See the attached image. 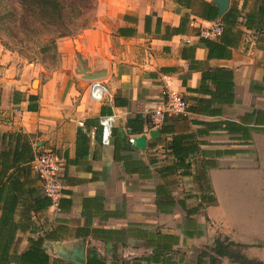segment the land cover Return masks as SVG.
<instances>
[{
	"label": "crops",
	"instance_id": "crops-1",
	"mask_svg": "<svg viewBox=\"0 0 264 264\" xmlns=\"http://www.w3.org/2000/svg\"><path fill=\"white\" fill-rule=\"evenodd\" d=\"M201 1L216 6L215 19L200 16ZM219 1L95 0L92 26L57 39L63 62L40 67L36 88L0 50V157L12 158L9 136L18 134L27 152L62 158L61 195L32 213L38 230L17 233L19 251L40 234L45 251L70 264L73 248H83L85 264L89 250L103 264H237L210 250L222 235L264 262V33L245 25L259 0H225L222 13ZM212 21L221 34L200 35L199 24ZM93 81L105 87L101 100L89 97ZM170 92L184 97L186 113L149 128L143 117ZM107 114L116 122L103 146ZM129 119L144 148L129 142ZM173 138L187 173L165 146ZM29 176L24 189L41 193ZM32 201L19 195L17 219Z\"/></svg>",
	"mask_w": 264,
	"mask_h": 264
},
{
	"label": "trees",
	"instance_id": "trees-1",
	"mask_svg": "<svg viewBox=\"0 0 264 264\" xmlns=\"http://www.w3.org/2000/svg\"><path fill=\"white\" fill-rule=\"evenodd\" d=\"M20 13L21 23L32 33H52L54 36L48 40L49 43L44 44L43 51H47L54 47L56 49V40L60 37L72 36L80 29L87 27L86 15L89 9L94 8V0H17ZM205 9L200 16L207 20H213L217 17V8L213 4L201 1ZM228 13L221 16L224 23L227 21ZM227 21V22H226ZM245 25L253 28L258 33H264V0H259L257 9L245 15ZM222 26V25H221ZM149 128H152L150 116L143 117ZM136 119V118H135ZM141 121V119H140ZM132 119L128 120L129 132L128 140L133 135L134 127ZM10 140L15 139L14 151L12 158L8 154H1L0 157V264H70L56 257L50 256L43 247L44 236L38 234L28 237V247L18 250L20 237L18 232L35 233L37 225L32 216L38 211L46 208L51 202L44 194L38 193L33 188L24 189V181L29 179L30 161L34 157V153L28 151L27 144L20 142V135L10 134ZM10 144V142H9ZM178 156L175 168H183L182 172L187 173L188 164L184 163L185 151L178 144V140L173 138L165 145ZM27 150V151H26ZM25 152V153H24ZM24 160L27 164L19 166V161ZM16 165L12 172L6 177V181L2 182L6 171ZM15 171V172H14ZM22 177V178H21ZM36 177L38 178L37 174ZM32 196V204L27 207L22 217L16 218V209L18 197L21 194ZM213 201V200H212ZM246 246L229 239L227 236L217 235L213 240L210 250L217 256H225L231 262L237 264H264L257 258H249L243 253ZM207 254V252H204ZM217 258L211 255V262ZM102 259L97 258L94 250L87 253L86 264H103ZM124 264V263H122Z\"/></svg>",
	"mask_w": 264,
	"mask_h": 264
},
{
	"label": "rangeland",
	"instance_id": "rangeland-1",
	"mask_svg": "<svg viewBox=\"0 0 264 264\" xmlns=\"http://www.w3.org/2000/svg\"><path fill=\"white\" fill-rule=\"evenodd\" d=\"M95 18L94 0V8L89 9L86 15L87 27L92 26ZM82 30L80 29L78 33ZM53 36L52 33L29 32L28 28L26 29L21 23L18 1L0 0V50L8 54L9 61L14 62L20 68L21 75L27 81L36 80L33 88H36L37 82L42 79L43 72L37 73L40 67L52 69L63 62L57 48L52 47L43 51L44 44L49 43L48 40Z\"/></svg>",
	"mask_w": 264,
	"mask_h": 264
},
{
	"label": "built area",
	"instance_id": "built-area-1",
	"mask_svg": "<svg viewBox=\"0 0 264 264\" xmlns=\"http://www.w3.org/2000/svg\"><path fill=\"white\" fill-rule=\"evenodd\" d=\"M194 22L193 20L191 23ZM199 34L206 38L216 37L221 34L222 26L218 22H201L198 26ZM105 87L98 81H93L89 86V97L93 100H101ZM187 111V101L176 92L166 95L163 102L154 107L149 114L151 123L154 126L162 123L167 115H182ZM116 122L115 114H107L99 117L100 142L103 146L109 145L112 130ZM133 137H130L132 141ZM32 170L42 182L44 194L54 203L61 195V156L51 150L45 149L36 152L30 161Z\"/></svg>",
	"mask_w": 264,
	"mask_h": 264
},
{
	"label": "water",
	"instance_id": "water-1",
	"mask_svg": "<svg viewBox=\"0 0 264 264\" xmlns=\"http://www.w3.org/2000/svg\"><path fill=\"white\" fill-rule=\"evenodd\" d=\"M217 5L219 7V11L218 12L222 13V10L226 7L227 2L225 0H221V1L217 2ZM79 72H81L84 75V77L87 78V79H94V78H96L98 76L97 74L87 72L85 67H81ZM33 83H35V80L33 81ZM158 134H159L158 130H155V131L151 132V136L152 137H155ZM131 142L137 148H144L145 142H146L145 136L141 135V136H138V137H134ZM69 257H70V261L73 264H85L84 263V259L85 258H84V250H83V248H73L71 250V253L69 254Z\"/></svg>",
	"mask_w": 264,
	"mask_h": 264
}]
</instances>
